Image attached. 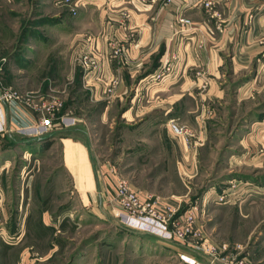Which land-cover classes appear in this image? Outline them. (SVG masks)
I'll list each match as a JSON object with an SVG mask.
<instances>
[{
    "label": "rangeland",
    "instance_id": "rangeland-1",
    "mask_svg": "<svg viewBox=\"0 0 264 264\" xmlns=\"http://www.w3.org/2000/svg\"><path fill=\"white\" fill-rule=\"evenodd\" d=\"M84 1L0 0V93L35 118V107L52 98L76 118L41 137L0 134V264H264V188L241 187L234 171L240 135L264 119V88L216 108L189 165L193 155L180 151L171 119L136 88L140 77L116 97L113 80L108 88L85 81L84 51L66 25H75ZM224 78L230 96L248 79ZM114 176L179 202L178 215L196 206L193 241L210 249L127 229L107 203Z\"/></svg>",
    "mask_w": 264,
    "mask_h": 264
},
{
    "label": "crops",
    "instance_id": "crops-1",
    "mask_svg": "<svg viewBox=\"0 0 264 264\" xmlns=\"http://www.w3.org/2000/svg\"><path fill=\"white\" fill-rule=\"evenodd\" d=\"M214 2L223 20L212 19L197 0H86L78 7L75 25L66 24L70 32L74 31L78 51H96L99 68L89 78L83 75L88 83L91 81L90 88H108L113 80L117 83L112 89L116 97L126 90L129 80L140 77L136 88L145 91L148 102L159 106L165 120L188 124L197 132L203 141L188 153L193 155L189 165L202 153L207 121L216 115L218 107L230 100L239 105L256 99L264 88V0ZM179 15L198 25L183 36L180 45L175 42L180 29L175 19ZM217 23L220 28H216ZM106 45L122 46V52L113 55L111 51L109 55ZM173 51L178 58L170 71L162 80L151 79ZM225 74L248 79L230 96ZM249 129L245 136L240 135L241 152L234 171L244 183L241 187L254 182L263 189L264 174L258 175L264 172V119L262 123L253 119ZM176 140L185 154L188 150ZM257 176L262 180H255ZM155 196L160 204L176 203L169 196Z\"/></svg>",
    "mask_w": 264,
    "mask_h": 264
},
{
    "label": "built area",
    "instance_id": "built-area-1",
    "mask_svg": "<svg viewBox=\"0 0 264 264\" xmlns=\"http://www.w3.org/2000/svg\"><path fill=\"white\" fill-rule=\"evenodd\" d=\"M150 2H155V0H150ZM214 3V0H197V4L201 5L212 19L223 20L221 13L214 9ZM175 20L180 27L175 42L180 45L183 36L193 32L198 28V25L190 18L182 15L177 16ZM248 20L251 21L252 16ZM216 28H220V23L216 24ZM211 31L209 29V32ZM112 48L113 55L122 52L121 46L116 47L114 45ZM177 58L176 52L173 51L169 58L165 59L159 70L155 72V78L162 80ZM79 63L85 75L92 74L99 68V63L93 53L85 52L80 55ZM85 81L87 82V79ZM61 110V101L56 98L44 99L40 106L35 107L37 112L35 118L25 110H21L18 102L12 98L10 93H0V134H4L8 130H15L20 135L35 138L47 134L54 127L74 125L76 118L67 112H61ZM167 127L175 139L182 141L185 150H192L201 144L197 132L186 124L171 119L167 122ZM175 202L160 204L155 195L134 189L130 182L123 177L116 179L114 191L107 197L110 210L127 229L155 236L165 242L185 243L200 251L209 250V244L201 243L198 245L193 241L199 235L194 228L197 217L196 206L184 209L178 215L180 204Z\"/></svg>",
    "mask_w": 264,
    "mask_h": 264
},
{
    "label": "trees",
    "instance_id": "trees-1",
    "mask_svg": "<svg viewBox=\"0 0 264 264\" xmlns=\"http://www.w3.org/2000/svg\"><path fill=\"white\" fill-rule=\"evenodd\" d=\"M81 162L84 163L82 159H80V163H81ZM82 166H84V165H82Z\"/></svg>",
    "mask_w": 264,
    "mask_h": 264
}]
</instances>
